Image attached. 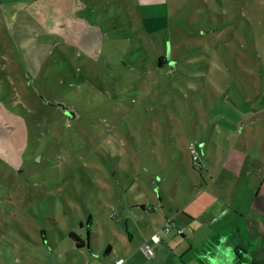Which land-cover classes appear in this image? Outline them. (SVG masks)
Segmentation results:
<instances>
[{
  "label": "rangeland",
  "instance_id": "rangeland-1",
  "mask_svg": "<svg viewBox=\"0 0 264 264\" xmlns=\"http://www.w3.org/2000/svg\"><path fill=\"white\" fill-rule=\"evenodd\" d=\"M241 1L0 11V264H95L109 245L115 263L116 253L136 250L128 233L143 236V221L163 211L182 221L180 208L215 203L232 170L257 176L264 7ZM160 55L173 71L154 73ZM49 103H63L73 119ZM193 141L202 146L198 167ZM220 171L212 192L196 196ZM199 213L193 227L202 236ZM71 231L92 249L78 248Z\"/></svg>",
  "mask_w": 264,
  "mask_h": 264
},
{
  "label": "crops",
  "instance_id": "crops-1",
  "mask_svg": "<svg viewBox=\"0 0 264 264\" xmlns=\"http://www.w3.org/2000/svg\"><path fill=\"white\" fill-rule=\"evenodd\" d=\"M135 1L140 7L149 8L151 12L155 7H163L164 3V0ZM241 3H244L243 0ZM102 4L103 0H0V11L3 14L12 15L40 16L44 14L53 16L62 9L66 14L81 15L95 12ZM256 4L259 7H264V0H258ZM152 20L153 18H145V22L150 23L151 28H153ZM257 156H260V153H257ZM214 176L211 182H208L204 176V184L207 186L198 191L196 196L199 197L205 191L211 193L214 186L220 181L222 171ZM250 176L251 174L244 169L236 172L232 170L226 181L224 183L222 181V186L225 187L224 193L216 199L215 203L208 205L200 203L199 210L193 208L191 212L187 211L189 207L187 204L186 209L182 207L179 210L185 213V219L182 221L179 219L180 216L172 217L164 211L162 219L160 220L158 217V222L143 221L146 229L143 236L140 237L138 233H128L130 243L135 242L137 238L139 240L136 250L125 248L123 255L116 253L114 260L124 259V264H264L263 162L260 163L257 176L253 179ZM256 180L259 184L255 182ZM250 181L252 183L249 186ZM228 185H231L232 189L227 188ZM146 209V205H143V211ZM149 210L153 212L152 206ZM198 212L205 221L202 236L196 234L201 229L193 227L199 219ZM169 221L174 222L177 228L183 230V234H178L175 229L169 234L158 232ZM134 224L139 230L141 223L135 220ZM159 233L160 242L153 244L155 256L150 258L145 253L143 245L150 242L151 238ZM195 245H199V248H196ZM108 247L110 248L108 249ZM113 251L112 245L107 246L103 260H95V264H108V262L116 264L111 260ZM238 254L243 257H239Z\"/></svg>",
  "mask_w": 264,
  "mask_h": 264
},
{
  "label": "built area",
  "instance_id": "built-area-1",
  "mask_svg": "<svg viewBox=\"0 0 264 264\" xmlns=\"http://www.w3.org/2000/svg\"><path fill=\"white\" fill-rule=\"evenodd\" d=\"M201 149H202V146L199 145L198 143L196 142H191L190 143V151H191V157H192V162L194 164H196L197 166L200 165L201 161ZM201 166V165H200ZM173 229H175L178 234H183V230L177 228L175 226V223L173 222H168L162 229V233H170ZM160 242V237H159V234H156L154 235L152 238H151V241L150 242H146L144 245H143V249L145 251V253L148 255V257H154L155 256V252H154V249H153V244L154 243H159ZM125 263V260L124 259H118L116 261V264H124Z\"/></svg>",
  "mask_w": 264,
  "mask_h": 264
},
{
  "label": "trees",
  "instance_id": "trees-1",
  "mask_svg": "<svg viewBox=\"0 0 264 264\" xmlns=\"http://www.w3.org/2000/svg\"><path fill=\"white\" fill-rule=\"evenodd\" d=\"M157 67H154V73L155 72H158V73H161L162 71H163V69H165V68H168V71H173V69L171 68V67H168V59L165 57V56H163V55H160V56H158L157 58ZM155 59V60H156ZM155 62V63H156ZM167 71V73L169 74L170 72H168ZM150 83H152L153 85H158L159 83H160V80H156V81H154V80H150ZM63 113V112H62ZM63 115H64V113H63ZM72 116L74 117V115H73V112H72V114H71V116H70V119H73L72 118ZM64 117V116H63ZM76 117V116H75ZM65 118H66V116H65ZM45 122H47L48 120H44ZM36 160V158H34V161ZM193 166L194 167H198L196 164H194L193 163ZM170 222V221H169ZM88 223H90V224H92V220H89V222ZM174 223V222H173ZM42 234H44V232L42 231ZM182 235V234H181ZM87 236H88V238H90V231L88 230V232H87ZM68 237L72 240V241H75L76 242V246L78 247V248H83V247H90V245H89V243H87V241L86 240H84V239H82L81 238V236H79L75 231H71L69 234H68ZM44 239V241H45V239L46 238H43ZM110 247H108V249H109Z\"/></svg>",
  "mask_w": 264,
  "mask_h": 264
},
{
  "label": "water",
  "instance_id": "water-1",
  "mask_svg": "<svg viewBox=\"0 0 264 264\" xmlns=\"http://www.w3.org/2000/svg\"><path fill=\"white\" fill-rule=\"evenodd\" d=\"M170 65L174 66V63H171ZM49 105H50V106H57V107L62 108L63 110L66 111V113H67L68 116H71V114H72L71 111H68V110H67V107H66L63 103H57V104L49 103Z\"/></svg>",
  "mask_w": 264,
  "mask_h": 264
},
{
  "label": "flooded vegetation",
  "instance_id": "flooded-vegetation-1",
  "mask_svg": "<svg viewBox=\"0 0 264 264\" xmlns=\"http://www.w3.org/2000/svg\"><path fill=\"white\" fill-rule=\"evenodd\" d=\"M239 255V257H243V256H241V254H238Z\"/></svg>",
  "mask_w": 264,
  "mask_h": 264
}]
</instances>
